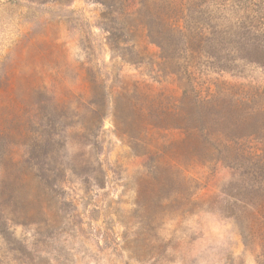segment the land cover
<instances>
[{"label":"rangeland","instance_id":"rangeland-1","mask_svg":"<svg viewBox=\"0 0 264 264\" xmlns=\"http://www.w3.org/2000/svg\"><path fill=\"white\" fill-rule=\"evenodd\" d=\"M201 2L0 0V264H264V107L229 98L264 69L219 73Z\"/></svg>","mask_w":264,"mask_h":264},{"label":"trees","instance_id":"trees-1","mask_svg":"<svg viewBox=\"0 0 264 264\" xmlns=\"http://www.w3.org/2000/svg\"><path fill=\"white\" fill-rule=\"evenodd\" d=\"M174 5L175 3L171 4L172 7ZM197 8L198 10L200 8V11L193 13L200 15L199 20L190 19L188 15H182L181 19L185 24L199 31L198 37L207 38L209 43L219 46L220 53L222 51L224 54L222 57L216 52L207 53L209 58L216 61L219 73H229L236 79H241L238 76L242 73L236 71L239 68V62L244 63L245 66L264 69V0H202ZM147 16L156 21L154 17ZM168 23L169 17L162 21L159 20L162 28L168 26ZM136 29L142 31V34L145 31L148 34V29H145L142 22L137 25ZM172 30L175 28H171ZM149 36H151V43L161 49V37H153L152 34ZM132 49L129 53L118 51V55L125 62L140 63L136 53L131 55ZM253 82L251 80L247 84L251 85ZM237 89L240 92L229 97L233 107L246 106L245 110L250 112L264 107V87H258L256 92L250 95L245 93L243 85L239 84ZM215 97V94H209L203 101L212 103ZM249 154L254 156V154Z\"/></svg>","mask_w":264,"mask_h":264}]
</instances>
